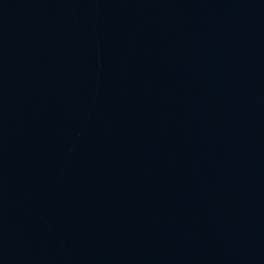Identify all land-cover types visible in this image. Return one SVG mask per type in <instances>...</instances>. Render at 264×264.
Listing matches in <instances>:
<instances>
[{
    "label": "water",
    "instance_id": "1",
    "mask_svg": "<svg viewBox=\"0 0 264 264\" xmlns=\"http://www.w3.org/2000/svg\"><path fill=\"white\" fill-rule=\"evenodd\" d=\"M0 264H264V0H0Z\"/></svg>",
    "mask_w": 264,
    "mask_h": 264
}]
</instances>
